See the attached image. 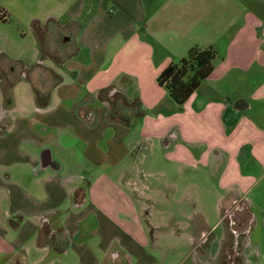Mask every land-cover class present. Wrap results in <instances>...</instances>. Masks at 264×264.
Returning <instances> with one entry per match:
<instances>
[{
    "label": "crops",
    "instance_id": "obj_1",
    "mask_svg": "<svg viewBox=\"0 0 264 264\" xmlns=\"http://www.w3.org/2000/svg\"><path fill=\"white\" fill-rule=\"evenodd\" d=\"M55 3L63 16L32 19L37 56L0 48V264H159L148 251L157 232H189L192 250L215 245L204 215L198 225L188 211L158 216L171 194L153 181L168 175L156 157L201 189L217 181L222 220L238 203L252 210L264 188V18L234 10L184 44L178 25H156L182 0ZM193 47L219 59L178 106L157 79Z\"/></svg>",
    "mask_w": 264,
    "mask_h": 264
},
{
    "label": "rangeland",
    "instance_id": "obj_2",
    "mask_svg": "<svg viewBox=\"0 0 264 264\" xmlns=\"http://www.w3.org/2000/svg\"><path fill=\"white\" fill-rule=\"evenodd\" d=\"M182 1L187 2V4L182 6L179 3H174L175 6H181V8L176 9L174 6L170 15L159 14L156 25L167 26L170 21L171 27L178 25L183 35L181 38L184 44L189 41L190 36L197 33L198 28L206 27V30H208V28H212L211 24L214 21L223 26L234 10L236 13L244 15L252 5L251 8H253L255 16L264 18V5L260 4L264 0ZM67 2L69 0H66ZM0 8L9 15L6 22L0 20V48L13 56L24 51L35 57L40 51V45L30 27L32 19L37 16L41 21H45L49 13L54 10L59 12L58 16H63L68 7L63 9L64 11L58 10L55 0H0ZM212 8H214L215 13H212ZM203 20L205 24L200 25V27L194 24L195 22L202 23ZM217 59H219V53ZM160 166L166 167L168 171L167 178L157 176L153 181L163 190L167 187V192L171 196L170 198L163 197L158 200L162 204L158 216L161 215L163 210H168L174 214L188 211L195 214L193 225H198L197 220L204 215L207 218L208 226L212 229L215 228L216 244H213L215 239H210L207 242L208 245L204 248L192 250L193 238L189 232L185 231L186 234L182 236H174L170 232H157L158 242L155 248L150 247L148 251L153 254L159 264H197L198 262L221 264L222 250L227 241L234 242L233 246L237 249L236 251L241 258L243 257V260L249 259L253 264H264V188L254 190V196L257 198L255 201H251L254 214L251 229L245 232L244 235L235 236L232 232L231 223L221 218V215H224L225 206L223 201L221 204V201L218 200L219 196L217 194L220 195L222 192L217 187V181L205 180L202 183L204 189L194 186V181H192L194 175L187 177L182 171H179L180 166L176 162H167L159 154L156 157L155 169ZM170 182L174 185V190H171L172 193L168 190ZM165 201H172V203L165 204ZM157 222L172 225L171 220L163 221L161 217L157 218ZM180 222H183L184 227L186 226L185 221L181 220ZM173 226H175V223H173ZM191 231L193 232V230ZM222 234H226V237L224 240L222 238L221 241ZM253 250L256 251L254 255L252 254Z\"/></svg>",
    "mask_w": 264,
    "mask_h": 264
},
{
    "label": "trees",
    "instance_id": "obj_3",
    "mask_svg": "<svg viewBox=\"0 0 264 264\" xmlns=\"http://www.w3.org/2000/svg\"><path fill=\"white\" fill-rule=\"evenodd\" d=\"M8 16V13L0 8V20L6 22ZM33 28L39 39L43 41L44 38L38 24H35ZM217 58L218 52L213 47L205 49L193 47L189 50L186 57L165 68L159 75L157 82L159 86L168 92L171 99L178 106H184L203 82L213 74ZM235 214L236 218L242 219V226L238 227L234 223L232 225L233 229L238 228L241 231L240 234L248 232L254 220V214L249 205L246 202L240 203ZM48 228V222L44 223L42 226L43 233L47 232L48 234ZM63 239L61 236L60 242H63Z\"/></svg>",
    "mask_w": 264,
    "mask_h": 264
},
{
    "label": "flooded vegetation",
    "instance_id": "obj_4",
    "mask_svg": "<svg viewBox=\"0 0 264 264\" xmlns=\"http://www.w3.org/2000/svg\"><path fill=\"white\" fill-rule=\"evenodd\" d=\"M239 204H236L233 206V208L229 211V217H230V223L231 225H233L234 223H236V225L238 227L242 226V219L241 218H236V214L234 215V213L236 212V210L239 208ZM236 219V221H235ZM233 233L235 234V236H241L244 234H240V230L238 228L233 229ZM237 249L234 248V246L230 247L227 249V255H226V260L228 262V264H241L243 257L241 258V256L238 254V252L236 251Z\"/></svg>",
    "mask_w": 264,
    "mask_h": 264
}]
</instances>
